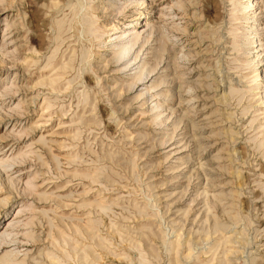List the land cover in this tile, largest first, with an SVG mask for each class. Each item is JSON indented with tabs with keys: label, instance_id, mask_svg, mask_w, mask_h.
Listing matches in <instances>:
<instances>
[{
	"label": "rangeland",
	"instance_id": "1",
	"mask_svg": "<svg viewBox=\"0 0 264 264\" xmlns=\"http://www.w3.org/2000/svg\"><path fill=\"white\" fill-rule=\"evenodd\" d=\"M0 151V264H264V0H0Z\"/></svg>",
	"mask_w": 264,
	"mask_h": 264
},
{
	"label": "bare ground",
	"instance_id": "2",
	"mask_svg": "<svg viewBox=\"0 0 264 264\" xmlns=\"http://www.w3.org/2000/svg\"><path fill=\"white\" fill-rule=\"evenodd\" d=\"M246 1H248L249 3L252 2V0H250V1H249V0H246ZM245 5H246V4H245ZM251 6H252V5H251ZM251 6H250V7H251ZM246 7H247V5H246ZM248 7H249V6H248ZM248 7H247V8H248ZM246 10H247V9H246ZM246 13H247V12H246ZM145 22H146V21H145ZM130 34H131V33H130ZM128 35H129V34H128ZM131 36H132V35H131ZM136 40H138V33L135 34V35L133 36V44H134L135 42H137ZM115 44H116V43H115ZM135 44H136V43H135ZM258 44H259V43H258ZM123 47H125V46H123ZM123 47H121V48L118 50V53H117V55H116V60H118L119 58H122L123 52L126 53V51H129V49L127 50V48H123ZM124 55H125V54H124ZM124 55H123V56H124ZM222 80H223V79H222ZM1 153H2V151H0V154H1ZM8 224H10V222L7 223V225H8ZM12 228H13V227H12ZM230 228H231V227H230ZM3 234H4V233H3ZM6 237H7V236H6ZM6 237H4V240H5ZM6 239H7V238H6ZM3 247H4V246H2L1 249H2ZM6 255H7V256H11V252H7Z\"/></svg>",
	"mask_w": 264,
	"mask_h": 264
}]
</instances>
